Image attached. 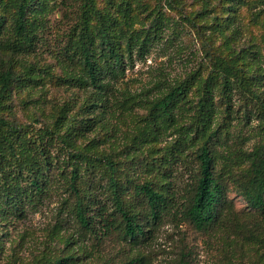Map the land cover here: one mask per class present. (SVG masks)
<instances>
[{
  "label": "rangeland",
  "instance_id": "374dc122",
  "mask_svg": "<svg viewBox=\"0 0 264 264\" xmlns=\"http://www.w3.org/2000/svg\"><path fill=\"white\" fill-rule=\"evenodd\" d=\"M45 1L43 28L34 52L14 57L38 68L36 73L41 81L37 87L14 93L9 115L17 123L36 128L40 124L34 119H39L41 124L53 123L61 107L64 111L67 109V115L81 118L86 96L83 89L66 81L68 76L82 75L71 51L77 34V31L72 32L78 21L80 1ZM137 1L141 7L140 11L134 10L133 29L148 28L158 13L157 18L164 23L160 37L149 43L142 57L137 55V50L130 59L123 53L122 71L116 77H108L107 101L89 112L95 116L96 124L83 136L76 137L75 145L87 147L88 141L94 139V149L89 153L117 162L134 182L155 176L163 186L158 188L167 189L172 197L170 213L153 227L151 237L144 242L130 244L115 233L103 240L96 239L82 231L75 221L76 199L68 179L70 167L63 165L64 153L54 150L58 156L56 166L63 170L59 173L56 167L49 168L47 192L24 204L18 214L0 218L4 234L0 243V264H53L55 258L72 252L77 256L75 264H128L136 257L135 264H264V259L259 260L261 250L256 239L258 235L264 237V214L249 207L237 183L225 179L226 206L222 218L208 230L197 231L182 219L179 210L190 195L196 166L193 153L201 141H193L180 154L175 145L178 127L187 125L192 111L179 114L181 118L169 124L153 118L150 111L155 98L170 86L188 79L196 70L205 78L209 71L208 53H224L220 36L208 23L215 10L221 16L220 8L227 0H207L208 11H203L201 0ZM244 1H239L234 12L232 28L237 33L232 44L237 50L253 52L254 59H248V63L258 75L256 88L264 96V0ZM102 3L103 0H97L98 6ZM152 9L157 13H150ZM117 27L125 29L123 25ZM120 50L124 51L123 41ZM7 57L4 54L0 59ZM187 98L186 107L191 108L195 102L194 91ZM220 98L216 92V120L225 122L227 135L226 145L216 148L215 168H222L229 155L235 157L232 160L236 163L230 168L239 175L249 165L242 153L252 151L264 138L259 103L235 92L226 115L224 101ZM228 150L232 151L231 155ZM145 162H156L159 171L157 167L144 171L141 165ZM95 194L100 201L108 196L100 187ZM126 196H130L134 210L143 215L145 206L133 195L132 186L126 187Z\"/></svg>",
  "mask_w": 264,
  "mask_h": 264
},
{
  "label": "trees",
  "instance_id": "16d2710c",
  "mask_svg": "<svg viewBox=\"0 0 264 264\" xmlns=\"http://www.w3.org/2000/svg\"><path fill=\"white\" fill-rule=\"evenodd\" d=\"M79 1L78 21L72 32L77 31V34L71 43V51L80 64L82 75L68 76L66 81L86 93L81 108L84 116L77 119V115H67V109L64 111L61 107L53 123L41 124L39 119H34L40 124L36 128L17 123L9 115L14 93L37 87L41 81L36 73L38 68L14 57L34 52L38 34L43 28L41 18L46 1L0 0V56H8L7 59H0V218L18 214L24 204L47 192L49 168L54 166L60 170L59 173L63 170V167L56 166L58 156L53 153L56 150L64 153L66 159L63 165L70 167L69 185L76 199L73 213L79 228L98 240L115 233L130 244L144 242L151 237L153 227L170 213L173 200L168 190L158 188L163 186L155 180V176L134 182L123 173L117 162L89 153L94 149V139L88 141L89 146L81 148L75 145V138L83 136L96 124L95 116L89 112L99 109L107 101L109 78L122 71L123 53L130 59L132 52L137 50V55L142 57L149 43L160 37L164 23L157 18V10L152 9L150 13L157 14L151 19L150 26L133 29L134 10L141 7L137 0H103L101 6H98L97 0ZM201 1L203 11H208L207 0ZM239 1L243 3L244 0H227L226 5L220 8L221 16L215 10L208 23V27L220 36L225 49L221 54H207L209 71L205 78L202 79L199 70H196L188 79L170 86L155 98L150 108L153 118L166 120L167 124L176 122L179 116L181 118L179 114L192 111L187 125L178 127L176 149L181 154V150L193 141L200 140L201 144L193 153L195 179L179 214L200 232L208 230L222 218L226 206L225 179L237 183L249 207L264 214V138L252 151L237 152L249 161L247 170L242 174L237 175L230 168L236 163L233 164L232 160L235 157L230 158L229 155L225 157L228 161L222 168H215L216 148L226 145L227 135L225 122L216 120V92L224 101L226 115L229 100L235 92L250 101H257L264 130V96L256 88L258 75L248 63V59H254L253 52L250 49L237 50L232 44L237 33L232 26ZM118 25H123L125 29H118ZM122 41L123 52L120 50ZM191 91L195 93V102L190 108L186 106ZM96 117H99L98 113ZM229 152L231 155L232 151ZM141 166L144 171H151L157 164L145 162ZM156 170L159 171V167ZM128 186H132L133 195L144 204L143 215L134 210L130 196H126ZM98 187L108 193L103 201L95 196ZM0 235L1 243L4 237L1 228ZM256 239L261 260L264 259V237L258 235ZM76 257L72 252L55 258L53 264H75ZM136 262L137 257L128 264Z\"/></svg>",
  "mask_w": 264,
  "mask_h": 264
}]
</instances>
